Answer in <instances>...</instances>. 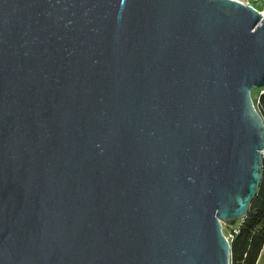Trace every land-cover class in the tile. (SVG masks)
<instances>
[{
	"label": "water",
	"instance_id": "95a60500",
	"mask_svg": "<svg viewBox=\"0 0 264 264\" xmlns=\"http://www.w3.org/2000/svg\"><path fill=\"white\" fill-rule=\"evenodd\" d=\"M255 88L239 0H0V264H232Z\"/></svg>",
	"mask_w": 264,
	"mask_h": 264
},
{
	"label": "trees",
	"instance_id": "16d2710c",
	"mask_svg": "<svg viewBox=\"0 0 264 264\" xmlns=\"http://www.w3.org/2000/svg\"><path fill=\"white\" fill-rule=\"evenodd\" d=\"M255 104L264 118V92L259 94ZM239 220L232 219L226 223L235 224ZM231 245L232 264L257 263L264 246V161L262 182L258 194L251 202L249 213L242 219L239 232L234 236Z\"/></svg>",
	"mask_w": 264,
	"mask_h": 264
},
{
	"label": "built area",
	"instance_id": "2783aa9c",
	"mask_svg": "<svg viewBox=\"0 0 264 264\" xmlns=\"http://www.w3.org/2000/svg\"><path fill=\"white\" fill-rule=\"evenodd\" d=\"M239 1H241L245 4H248V5L254 6L264 16V0H239ZM263 92H264V89H261L260 94H262ZM241 223H242V220H241ZM241 223L239 225L230 224V228H231L230 234H229V236H227L230 241H232L234 236L239 232V226L241 225Z\"/></svg>",
	"mask_w": 264,
	"mask_h": 264
},
{
	"label": "rangeland",
	"instance_id": "374dc122",
	"mask_svg": "<svg viewBox=\"0 0 264 264\" xmlns=\"http://www.w3.org/2000/svg\"><path fill=\"white\" fill-rule=\"evenodd\" d=\"M261 92V89L260 88H255L253 91H252V97H253V100L255 101L257 99V97L259 96ZM241 220L237 221V222H240ZM230 224L229 223H226L224 222L223 223V230H224V233L229 236L230 234Z\"/></svg>",
	"mask_w": 264,
	"mask_h": 264
},
{
	"label": "crops",
	"instance_id": "0c3cea01",
	"mask_svg": "<svg viewBox=\"0 0 264 264\" xmlns=\"http://www.w3.org/2000/svg\"><path fill=\"white\" fill-rule=\"evenodd\" d=\"M240 223H241V221H240V222H236L235 224H236V225H239ZM256 264H264V246H263V248H262V251H261V253H260V255H259V258H258Z\"/></svg>",
	"mask_w": 264,
	"mask_h": 264
}]
</instances>
